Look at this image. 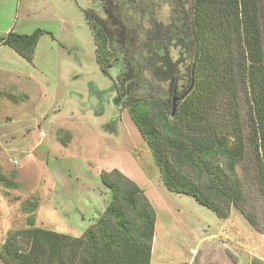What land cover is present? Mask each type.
Listing matches in <instances>:
<instances>
[{
  "label": "rangeland",
  "instance_id": "rangeland-1",
  "mask_svg": "<svg viewBox=\"0 0 264 264\" xmlns=\"http://www.w3.org/2000/svg\"><path fill=\"white\" fill-rule=\"evenodd\" d=\"M131 1L0 0V36L10 30L46 31L31 62L0 46V244L16 228L80 236L110 200L101 171L118 168L139 185L154 209L150 264H264V205L254 150L246 138L236 174L254 225L234 205L228 217L219 218L192 196L164 187L151 151L129 116L119 79L126 71L136 72L132 49L142 39L139 23L147 24ZM157 2L156 16L166 23L169 7ZM107 4L128 21L126 29L107 17ZM89 12L106 21L112 37ZM245 12L250 80L264 121V0H246ZM208 42L216 44L212 38ZM171 55L178 57V48ZM184 63L180 91L187 90ZM143 75L128 97L150 101L148 108L156 111L169 95L168 83ZM240 103L247 137L245 104Z\"/></svg>",
  "mask_w": 264,
  "mask_h": 264
},
{
  "label": "trees",
  "instance_id": "trees-1",
  "mask_svg": "<svg viewBox=\"0 0 264 264\" xmlns=\"http://www.w3.org/2000/svg\"><path fill=\"white\" fill-rule=\"evenodd\" d=\"M160 1L169 7L166 23L156 16L157 0L131 1L137 6L135 13L145 16L147 24L139 23L142 39L136 49L124 42L128 50L137 53L136 72L119 76L129 116L147 143L167 190L192 196L219 218L228 217L234 205L254 225L244 209L236 174L246 138L254 150L264 205V121L250 80L246 0ZM108 4L104 9L107 17L121 30L126 29L128 21ZM87 16L112 37V29L102 17L93 12ZM45 32L41 28L30 33L10 30L0 36V45L11 47L31 62L37 41ZM209 38L216 44L209 43ZM172 48H178V57L173 58ZM183 62L187 90L180 91ZM144 72L155 81L168 83L169 95L156 111L148 108L150 101L128 97ZM179 96L172 113L168 103ZM240 100L245 104L247 137ZM100 178L110 190V200L80 236L42 227L8 230L0 244L1 264H150L156 220L153 207L139 185L118 168L102 170Z\"/></svg>",
  "mask_w": 264,
  "mask_h": 264
},
{
  "label": "water",
  "instance_id": "water-1",
  "mask_svg": "<svg viewBox=\"0 0 264 264\" xmlns=\"http://www.w3.org/2000/svg\"><path fill=\"white\" fill-rule=\"evenodd\" d=\"M177 98L176 97H173L172 98V113L174 112V110H175V108H174V103H175V100H176ZM114 103H117V99L116 98H114Z\"/></svg>",
  "mask_w": 264,
  "mask_h": 264
},
{
  "label": "crops",
  "instance_id": "crops-1",
  "mask_svg": "<svg viewBox=\"0 0 264 264\" xmlns=\"http://www.w3.org/2000/svg\"><path fill=\"white\" fill-rule=\"evenodd\" d=\"M0 46H2V45H0ZM12 50H13V49H12ZM13 51H14V50H13ZM14 52H15V51H14ZM17 54H18V53H17ZM18 55H19V54H18ZM19 56H20V55H19ZM20 57H21V56H20ZM0 81H3V79L0 78ZM8 85L11 86V87H12V85H13V87L16 86V85L11 84V83H8ZM1 87L3 88V86H1ZM11 87H9V88H11ZM11 100H12L11 102H15V101H14V98H12ZM0 264H1V262H0Z\"/></svg>",
  "mask_w": 264,
  "mask_h": 264
}]
</instances>
